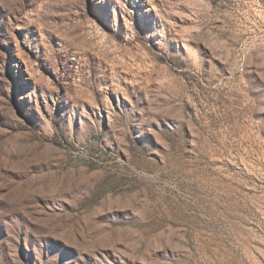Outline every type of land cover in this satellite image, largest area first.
Listing matches in <instances>:
<instances>
[{
    "label": "rangeland",
    "instance_id": "1",
    "mask_svg": "<svg viewBox=\"0 0 264 264\" xmlns=\"http://www.w3.org/2000/svg\"><path fill=\"white\" fill-rule=\"evenodd\" d=\"M0 264H264V0H0Z\"/></svg>",
    "mask_w": 264,
    "mask_h": 264
}]
</instances>
